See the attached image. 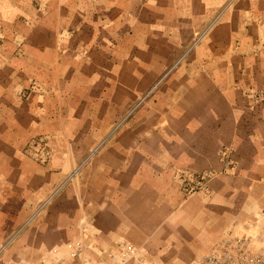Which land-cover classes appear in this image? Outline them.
Instances as JSON below:
<instances>
[{
    "label": "crops",
    "instance_id": "0c3cea01",
    "mask_svg": "<svg viewBox=\"0 0 264 264\" xmlns=\"http://www.w3.org/2000/svg\"><path fill=\"white\" fill-rule=\"evenodd\" d=\"M262 90L264 0H0V264L206 256L264 206Z\"/></svg>",
    "mask_w": 264,
    "mask_h": 264
},
{
    "label": "built area",
    "instance_id": "2783aa9c",
    "mask_svg": "<svg viewBox=\"0 0 264 264\" xmlns=\"http://www.w3.org/2000/svg\"><path fill=\"white\" fill-rule=\"evenodd\" d=\"M254 101L264 106V90L258 92ZM233 150L221 147L218 151L220 160L228 167L235 165ZM215 174H192L183 178L189 194L200 190L208 191V182ZM87 230L83 228L81 239L69 242L50 251L35 264H156L152 255L145 249L128 241H118L111 247L100 248L88 243ZM4 264H33L28 261H6ZM192 264H264V206L258 217L237 228L232 225L222 241L215 245L206 256Z\"/></svg>",
    "mask_w": 264,
    "mask_h": 264
},
{
    "label": "rangeland",
    "instance_id": "374dc122",
    "mask_svg": "<svg viewBox=\"0 0 264 264\" xmlns=\"http://www.w3.org/2000/svg\"><path fill=\"white\" fill-rule=\"evenodd\" d=\"M182 188H183V191H184V193H185V195L186 196H190V195H193V194H189V192L185 189V186H184V182L182 181ZM200 192H207L206 190H200L199 192H197V193H200Z\"/></svg>",
    "mask_w": 264,
    "mask_h": 264
}]
</instances>
